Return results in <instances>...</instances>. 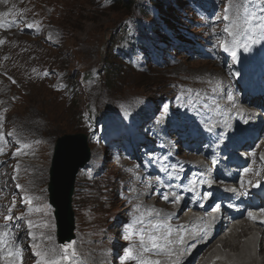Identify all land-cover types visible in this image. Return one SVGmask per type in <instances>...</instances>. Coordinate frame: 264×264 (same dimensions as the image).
<instances>
[{"label": "rangeland", "instance_id": "rangeland-1", "mask_svg": "<svg viewBox=\"0 0 264 264\" xmlns=\"http://www.w3.org/2000/svg\"><path fill=\"white\" fill-rule=\"evenodd\" d=\"M15 1L30 17L26 20L28 39L43 43L20 46L25 33L16 25L8 37L16 45L10 54L7 49L13 46L0 35V85H13L16 78L22 81L24 73L28 74V62L34 64L37 83L15 103L11 120L3 127L13 129L0 140V156L5 157L0 163V223L14 242L23 245H16L20 256L17 259L12 251L9 262L43 264L45 259L57 261L62 254L68 259L85 258L92 264H130L134 255L155 257L162 249L152 248L151 239L163 230L162 224L132 216L121 224L120 238L113 232L111 237L98 233L108 231L103 221L112 222L118 216L127 177L132 175L133 189L140 190L138 172L159 175L178 170L173 168V141L193 133L212 143L221 137L224 127L249 116L246 90L254 79L253 70L263 63L258 61L256 50L264 29L247 26L248 12L252 11L243 0H135L132 5L120 1L111 8L94 0H56L57 8L49 5L50 0L30 4ZM194 2L199 8L193 7ZM255 12L264 16V11ZM226 14L228 21L223 19ZM226 24H234L231 32L224 31ZM44 26H48L49 37L41 29ZM252 43L256 44L254 49ZM5 103L8 100L0 101V105ZM109 119L116 125L112 135L104 132ZM32 120L39 122V128ZM78 132L89 134L92 157L79 170L75 184L76 238L62 245L49 203V167L56 139ZM192 143L187 142L192 151L187 159L197 149ZM121 144L124 147L117 148ZM97 145L102 155L106 151L110 156L101 157ZM178 145V153L183 154ZM168 146L171 154L166 153ZM15 154L20 159L28 157L30 162L12 157ZM123 156H128L129 167L120 176L121 166L110 160L116 162ZM87 189L96 198L93 205L88 196L96 226L85 227L86 212L80 211L84 195L89 194ZM155 225L159 227L150 230ZM68 244H72L71 249L64 248ZM231 260L225 264L235 262ZM71 262L76 263L73 258Z\"/></svg>", "mask_w": 264, "mask_h": 264}, {"label": "bare ground", "instance_id": "bare-ground-1", "mask_svg": "<svg viewBox=\"0 0 264 264\" xmlns=\"http://www.w3.org/2000/svg\"><path fill=\"white\" fill-rule=\"evenodd\" d=\"M61 1L65 2L66 0H61ZM49 5L57 8V1L50 0ZM12 14L14 16V20L17 21L18 23L17 25H20L21 28L20 31L22 33H25V39L19 40L20 46L25 47L34 41H39L40 43H43V41L38 39H34V40L28 39V35L24 27L21 26V23L23 22L24 19H29L28 15L25 12H12ZM41 28L48 31L47 29L48 26H44ZM12 31L13 28L10 30L8 37H10ZM61 31H62L61 37H64V31L63 30ZM26 68L28 69V74L24 73V78L22 81H20L19 78H16L13 85L0 87V101L8 100V103L0 105V108H3V110L0 111V118L2 119L3 127L5 126L4 125L5 122L11 120L10 117L15 108L14 106L15 103H17L23 95H26L28 91L30 92L31 86L37 85L34 76L33 62L30 63L28 62ZM48 69L50 72L52 71L51 66H49ZM207 78H210V76H208ZM3 95L6 96L4 97V99H2ZM13 118L14 117H12V119ZM110 120L112 119H109L105 125L104 132L106 135H112V132H114V130L116 129L115 122L113 120L112 121ZM33 123L39 128V122L33 121ZM8 128L10 127H7V129ZM109 139L110 138H105V141H108ZM109 143H112V145H114L113 142H109ZM118 143H122V141H119ZM107 145L108 143L105 145L104 148L107 149ZM120 147H124V144L118 145L117 148ZM97 148L99 152L100 145H97ZM200 152H202V150L201 148L198 147L194 151V154L182 163L183 171L185 172V174L178 179V182L181 184L182 189L180 192L176 194L170 193V188L165 183L158 182L156 177L151 176L150 174H146L142 171L138 172V177L139 179H141V186H142L140 190H134L135 188L133 189L134 185L132 184V178H133L132 175H130L125 179V183L122 185V190H123L122 199H121L122 203L117 210L118 216L112 222L103 221V225L108 228V231L98 232L96 230L98 233H101L103 235H109L111 237L113 232L116 236L121 238L122 229L120 228V226L125 220H128L132 216H135L139 220L145 222H149L153 218H158L159 219L158 224H166V222L168 221L167 216H169V220L172 222V224L167 227L168 230L166 231V233L160 232L158 236L155 237L156 238L155 241L151 239L152 248H156L160 250L162 249V251L160 253H157L155 257L149 259H143L142 257L137 258L136 255H134L133 262H131L130 264H166L171 259L172 260L174 259V261H176V264H207L209 262L212 256L211 250H213L211 248H213L215 245L214 239H211L209 241L203 240L202 236L206 233V229H202L200 233L187 234L188 229H197L199 226L197 222L196 212L187 211L186 206L189 204V200L191 196H195V202L192 207L193 210L198 209L199 208L198 203L202 200L203 197V191L192 188L193 177L189 175L190 172H193L194 170L200 167V164H198L196 161L193 160ZM99 154L101 157L110 156L107 155L106 151L104 152L103 155L100 152ZM97 159H98L97 155H94L95 162H97ZM127 159H128L127 157H120L116 162L110 160L111 163H117L119 166H121V168L119 169L120 176H123L125 168L127 169L129 167L126 162ZM133 173L135 176L137 170H134ZM177 174L178 173H174V175ZM87 191L89 194L86 193L87 195H84L85 201L83 202V208H82V203L80 208V211L85 210L86 212V214L83 217V223L85 227H89L91 225L96 226V223L94 222L95 221L94 215L91 213L92 209L89 206L90 201L88 200V196L91 197L92 204L93 201L96 200V198L93 199L92 192L90 191V189H87L86 192ZM164 196H167L168 199L165 200L163 198ZM208 206L209 207L212 206L210 201L208 202ZM124 217L125 219L121 221V218ZM158 227H159L158 225H155L150 230H155ZM178 230L182 233L183 236L182 239L181 236L177 234ZM168 235H172V236L170 238H167ZM118 242L121 244L120 240H118ZM154 243L157 245L156 247L153 246ZM177 243L181 244L182 252L176 249ZM17 244L23 246L21 241H19L18 243L14 242L8 230L5 229L0 223V264H8L5 258L3 257V254L5 253V251L17 252V246H16ZM216 244H219V241ZM259 244L261 245L258 248V252L254 254L252 248L253 243L247 246L246 248H244L243 245L242 246L243 249L233 242L226 243V246L232 248L233 251L242 254L241 257L237 256L236 259H232V260L231 258L229 259L231 260L232 263L235 261L233 264H240V262L242 261H246L245 264H264V244L262 243ZM259 244H257V246ZM170 246L173 247V250L169 249ZM56 249L57 248L55 247V250ZM54 251L49 250V252H54ZM46 255L49 256V254ZM64 256H67V254H62L61 258H57L59 264H92L89 260H86L85 258H82L81 260H78V258L76 257H71L70 259H64ZM72 258L76 261V263L71 262ZM213 264H221V261H218L217 263H213Z\"/></svg>", "mask_w": 264, "mask_h": 264}, {"label": "water", "instance_id": "water-1", "mask_svg": "<svg viewBox=\"0 0 264 264\" xmlns=\"http://www.w3.org/2000/svg\"><path fill=\"white\" fill-rule=\"evenodd\" d=\"M88 137L83 132L66 133L59 136L54 144L48 191L50 203L55 208L57 234L61 243L75 238L73 196L79 170L91 158Z\"/></svg>", "mask_w": 264, "mask_h": 264}, {"label": "snow or ice", "instance_id": "snow-or-ice-1", "mask_svg": "<svg viewBox=\"0 0 264 264\" xmlns=\"http://www.w3.org/2000/svg\"><path fill=\"white\" fill-rule=\"evenodd\" d=\"M5 2H6V0H5ZM256 2L258 4H264V0H256ZM243 3H244L245 6H247V5H250L251 3H253V0H243ZM225 11L227 13L228 12V9H226ZM244 11L247 12V7H245ZM261 11H264V9H261ZM223 19L225 21H228L230 19V17H229V15L226 14L223 17ZM253 21H258V23L255 24V25H253V23H252ZM246 23H247V26L249 28H253V29L254 28H261V29H264V16H260L255 11H253L247 17ZM28 27L31 28V27H33V25L32 24H29ZM233 28H234V24L233 25L226 24L225 25V28H224V31L225 32H231L233 30ZM0 43H3V41H0ZM163 198L165 200L168 199L167 196H164ZM249 216H253V213H249ZM28 223H29L30 226L32 225V221H29ZM28 235L32 236L33 239H35V234L34 233L29 232ZM49 239H51V237H49ZM152 239H153V241H155L156 238L153 237ZM153 246L156 247L157 245L154 243ZM32 247L35 249L37 247V245L36 244H33ZM64 248L65 249H71L72 248V244L65 245ZM9 255H12V253H9ZM35 255L37 257H41L43 259V254L40 251H36L35 252ZM64 259H68V257L65 256ZM43 264H59V262L58 261H49V260H46L45 259V260H43Z\"/></svg>", "mask_w": 264, "mask_h": 264}, {"label": "trees", "instance_id": "trees-1", "mask_svg": "<svg viewBox=\"0 0 264 264\" xmlns=\"http://www.w3.org/2000/svg\"><path fill=\"white\" fill-rule=\"evenodd\" d=\"M128 4H129V3H128ZM116 5H118V4H116ZM116 5H115V6H116Z\"/></svg>", "mask_w": 264, "mask_h": 264}]
</instances>
